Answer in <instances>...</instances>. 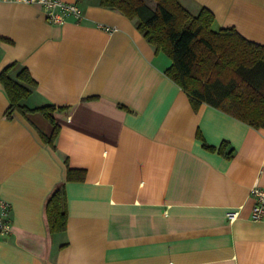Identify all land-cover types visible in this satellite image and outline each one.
<instances>
[{"label": "crops", "instance_id": "obj_1", "mask_svg": "<svg viewBox=\"0 0 264 264\" xmlns=\"http://www.w3.org/2000/svg\"><path fill=\"white\" fill-rule=\"evenodd\" d=\"M63 1L82 16L55 22L38 3L0 0V71L27 68L35 85L20 103L54 105L59 126L52 147L41 132L53 123L39 111L8 118L0 83V196L13 226L0 264H264V216L250 215L251 186L264 189V128L204 102L195 109L134 18ZM179 2L264 44V0ZM67 165L84 179L67 180ZM58 184L66 227L50 233L45 206Z\"/></svg>", "mask_w": 264, "mask_h": 264}, {"label": "trees", "instance_id": "obj_2", "mask_svg": "<svg viewBox=\"0 0 264 264\" xmlns=\"http://www.w3.org/2000/svg\"><path fill=\"white\" fill-rule=\"evenodd\" d=\"M94 1L136 20L137 29L155 51L161 50L171 58L165 73L187 93L195 109L204 102L255 128H264V44L245 38L233 26L214 28L213 13L204 6L192 13L179 0H154V5L145 0ZM13 65L15 62L0 71V83L9 98L6 116L11 117L15 110L39 111L53 123L52 132H41V137L54 147L59 128L52 116L55 106L28 108L21 104L35 81L25 67L16 78L10 77L8 71ZM226 156L230 157L231 151ZM84 176L83 168L67 165V180H83ZM45 215L50 233L65 230L67 210L62 184L49 195Z\"/></svg>", "mask_w": 264, "mask_h": 264}, {"label": "built area", "instance_id": "obj_3", "mask_svg": "<svg viewBox=\"0 0 264 264\" xmlns=\"http://www.w3.org/2000/svg\"><path fill=\"white\" fill-rule=\"evenodd\" d=\"M28 3H38L43 7L45 16L52 21L61 22L65 15H72L75 18L82 16V10L76 2H65L63 0H17ZM106 29H110L106 27ZM253 199L251 218L260 219L264 216V189L254 183L250 188ZM239 214L238 210L226 211L230 220H234ZM11 208L7 200L0 196V236H6L12 231Z\"/></svg>", "mask_w": 264, "mask_h": 264}, {"label": "rangeland", "instance_id": "obj_4", "mask_svg": "<svg viewBox=\"0 0 264 264\" xmlns=\"http://www.w3.org/2000/svg\"><path fill=\"white\" fill-rule=\"evenodd\" d=\"M148 4L154 5V0H145Z\"/></svg>", "mask_w": 264, "mask_h": 264}]
</instances>
